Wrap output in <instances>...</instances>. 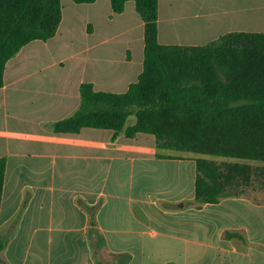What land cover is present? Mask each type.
I'll list each match as a JSON object with an SVG mask.
<instances>
[{"label":"crops","instance_id":"1","mask_svg":"<svg viewBox=\"0 0 264 264\" xmlns=\"http://www.w3.org/2000/svg\"><path fill=\"white\" fill-rule=\"evenodd\" d=\"M158 4L163 46L264 34V0ZM120 45L118 59H107ZM144 50L145 24L134 1L115 14L109 0H63L55 37L29 43L7 63L0 89V264H264V166L229 196L203 204L195 197L197 159L254 162L177 156L158 149L149 134L56 132L79 110L83 83L126 93L144 70ZM129 119L126 127L136 122Z\"/></svg>","mask_w":264,"mask_h":264},{"label":"trees","instance_id":"2","mask_svg":"<svg viewBox=\"0 0 264 264\" xmlns=\"http://www.w3.org/2000/svg\"><path fill=\"white\" fill-rule=\"evenodd\" d=\"M62 1L0 0V89L7 63L24 46L55 37L62 21ZM70 1L93 4L97 0ZM109 1L115 14H122L128 1L135 2L145 24L144 70L124 94L97 92L92 84L83 83L79 110L56 124V132L76 133L89 127L128 138L149 134L161 150L264 163V34L233 33L205 47L163 46L157 36L159 0ZM191 54L208 61L206 74L193 83L190 77L173 74L176 62L188 68L190 60H198L190 59ZM215 56H223L222 63L213 60ZM132 116L135 124L126 127ZM163 129L195 131L199 140L193 149ZM5 167L1 159L0 202ZM196 170L195 197L203 204L229 196L231 188L248 183L253 173L247 164H217L205 158L196 160Z\"/></svg>","mask_w":264,"mask_h":264},{"label":"rangeland","instance_id":"3","mask_svg":"<svg viewBox=\"0 0 264 264\" xmlns=\"http://www.w3.org/2000/svg\"><path fill=\"white\" fill-rule=\"evenodd\" d=\"M116 50L114 52H111L108 53V57L107 59L113 55L114 58L118 59V53L117 52H121L123 51V48L122 46H116L115 48ZM215 54H218L215 52ZM213 54V55H215ZM192 55V58L190 59H193V58H196L198 60L196 61H192L190 60L188 63H189V66L188 68H184V66L182 65V63H178L176 62L175 65L173 66V74H177L175 78H189L190 82H194L193 80H197V79H200L199 76H204L206 74V71H205V65H208V61H204L202 60L201 58H197L196 56H194L193 54ZM219 55V54H218ZM187 56V54H183L182 56V60ZM222 59H223V56H215L213 60H216L217 63H222ZM219 74L220 76L222 77V79L225 80V73L223 70H220L219 71ZM135 121V118H130L129 119V125L133 124ZM167 126H165L166 128ZM163 131L167 132V134H169L170 136H174L176 137L177 139H181V140H184L186 141L187 143L191 144V147L194 149L195 148V144H196V141L199 140L198 138V134L195 132V131H191V132H182V133H175L173 130H165L163 129ZM173 154H176L177 156H181V157H188L190 159H194V156L196 154H194V152H189L188 154L187 153H179V152H174ZM253 162V161H252ZM264 164V163H263ZM253 169H254V172H255V169L259 166V167H263L264 165H262V163L260 164V162H254V163H251ZM189 166V165H188ZM254 175V174H253ZM256 176V175H255ZM254 176V177H255ZM236 189V186L234 188H231L230 189V192H233V190ZM3 247V246H2Z\"/></svg>","mask_w":264,"mask_h":264}]
</instances>
